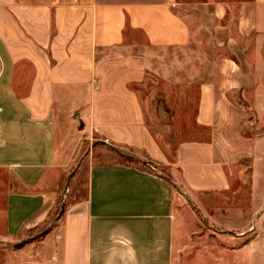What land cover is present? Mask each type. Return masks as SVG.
Wrapping results in <instances>:
<instances>
[{
	"label": "crops",
	"instance_id": "1",
	"mask_svg": "<svg viewBox=\"0 0 264 264\" xmlns=\"http://www.w3.org/2000/svg\"><path fill=\"white\" fill-rule=\"evenodd\" d=\"M195 11L210 37L194 54L207 63L203 136L171 161L137 87L152 50L205 45L184 14ZM70 130L98 146L68 182L80 149ZM126 151L142 162H124ZM67 186L85 197L7 264H168L174 240L196 231L191 206L228 231L259 225L264 0H0V244L44 225Z\"/></svg>",
	"mask_w": 264,
	"mask_h": 264
},
{
	"label": "rangeland",
	"instance_id": "2",
	"mask_svg": "<svg viewBox=\"0 0 264 264\" xmlns=\"http://www.w3.org/2000/svg\"><path fill=\"white\" fill-rule=\"evenodd\" d=\"M195 31L194 38L205 42L198 50L157 49L152 50V65L147 73L145 82L137 87L143 104L147 124L161 146L171 156L177 145L182 141L194 140L203 136L196 124L195 114L199 97V84L203 76L199 72L207 71V63L194 56L200 51L207 53V40L210 38L207 28V16L197 15L195 12H184ZM189 14V15H188ZM199 29V31H198ZM78 134L80 149L74 159L69 181L79 173L86 161V156L97 147L95 141H85L83 133L70 130ZM75 143H73L74 145ZM124 160L133 158L132 163L142 161L134 157L129 151L123 155ZM146 164L148 161L143 160ZM158 173L171 178L168 171L155 166ZM84 188V186H83ZM85 190L72 193L67 186L46 223L29 231L25 236L13 242L0 244V264H7L8 255L19 248L40 241L44 232L52 229L62 217L67 204L71 200L83 199ZM198 222L196 231L190 237H179L174 240L173 253L169 256L168 264H264V216L261 221L253 219L251 231H228L222 224H216L207 219L201 211L191 206ZM259 226V227H258ZM41 236V237H40Z\"/></svg>",
	"mask_w": 264,
	"mask_h": 264
},
{
	"label": "trees",
	"instance_id": "3",
	"mask_svg": "<svg viewBox=\"0 0 264 264\" xmlns=\"http://www.w3.org/2000/svg\"><path fill=\"white\" fill-rule=\"evenodd\" d=\"M239 103H240L243 107H245V108H250L249 103H248L246 100H244L243 98H240ZM120 157H121L122 160H124V156H123L122 154L120 155ZM126 160H127V161H124V162H126V163H130V164H136V163H132V162H134V161H133V158L126 159ZM49 231H50V229H48L46 232H44L42 236L48 234ZM40 237H41V236H40Z\"/></svg>",
	"mask_w": 264,
	"mask_h": 264
},
{
	"label": "built area",
	"instance_id": "4",
	"mask_svg": "<svg viewBox=\"0 0 264 264\" xmlns=\"http://www.w3.org/2000/svg\"><path fill=\"white\" fill-rule=\"evenodd\" d=\"M151 168L153 169V171H156V168L154 166H151Z\"/></svg>",
	"mask_w": 264,
	"mask_h": 264
}]
</instances>
